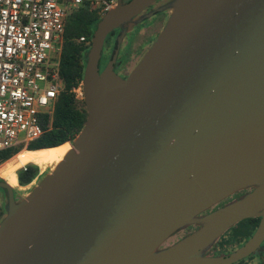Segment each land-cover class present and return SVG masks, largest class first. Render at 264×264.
I'll return each mask as SVG.
<instances>
[{
    "label": "water",
    "instance_id": "1",
    "mask_svg": "<svg viewBox=\"0 0 264 264\" xmlns=\"http://www.w3.org/2000/svg\"><path fill=\"white\" fill-rule=\"evenodd\" d=\"M157 0H118L85 69L87 122L25 199L8 191L0 264H235L264 243V0H178L131 75L101 71L105 40ZM150 16V14H149ZM245 197L201 214L232 196ZM261 217L227 256L204 251ZM201 228L160 247L178 230Z\"/></svg>",
    "mask_w": 264,
    "mask_h": 264
},
{
    "label": "built area",
    "instance_id": "2",
    "mask_svg": "<svg viewBox=\"0 0 264 264\" xmlns=\"http://www.w3.org/2000/svg\"><path fill=\"white\" fill-rule=\"evenodd\" d=\"M118 0H0V152L30 143L53 120L65 90L61 58L70 13L88 6L103 17ZM78 42L90 47L86 37ZM84 101L83 81L71 89Z\"/></svg>",
    "mask_w": 264,
    "mask_h": 264
},
{
    "label": "trees",
    "instance_id": "3",
    "mask_svg": "<svg viewBox=\"0 0 264 264\" xmlns=\"http://www.w3.org/2000/svg\"><path fill=\"white\" fill-rule=\"evenodd\" d=\"M102 16L97 10L88 6L81 7L69 14L66 22L65 41L61 58V76L65 82V90L60 95L52 122L47 115H42L41 124L45 132L41 138L30 143L27 150L57 149L72 143L83 130L88 110L85 102L76 99L71 89L84 79L88 60V50L91 47L78 42L86 37L92 44V38ZM126 62V61H125ZM123 62V63H125ZM104 63V66L106 65ZM61 145V146H60ZM23 149L22 146L0 152V165L7 162ZM21 186L31 184L39 175V166L28 164L17 171ZM0 181H3L0 178ZM6 212H0L2 216ZM260 218L243 220L225 232L214 244L216 252H230L245 244L256 232ZM261 264H264V260Z\"/></svg>",
    "mask_w": 264,
    "mask_h": 264
},
{
    "label": "rangeland",
    "instance_id": "4",
    "mask_svg": "<svg viewBox=\"0 0 264 264\" xmlns=\"http://www.w3.org/2000/svg\"><path fill=\"white\" fill-rule=\"evenodd\" d=\"M177 1L178 0H164L162 2V4L165 5V9H167L166 10L167 14H165L164 16H161L156 21H155V18H151V15L149 16L150 13L149 14L146 13V14H142V15L138 16L136 19H134L133 21H131L130 23L125 25L124 29H125V33H127L129 31H131L134 28V26H136L137 24L141 23L146 18L147 20L142 24V26L143 27L150 26V27L148 29H146V28L141 29L140 34H138L139 28L137 27L135 29V34H138V36H137L136 43H135L133 49L140 50L141 46L147 44L146 47L143 49V51L140 52L139 54L132 55V53H131V51H132V47H131L132 40L130 39V37H128L127 39L122 41V44H121L122 49L119 52L118 61L119 62L127 61V62L124 65V68L120 69L121 70V74H129V76H130L131 73L133 72V70L142 61V59L144 58V56L146 55L148 50L151 48V46H150L151 43L152 42H154V43L156 42V40L158 38V37H156L157 34L159 36L161 34V32L165 29L169 19L172 17V14L174 12V7H175V4H176ZM162 4L161 5H157V8L162 6ZM168 12H169V14H168ZM90 50H91V47L89 48L88 53L90 52ZM115 70H118V67ZM69 144H70V142H69ZM50 158H51L50 160L47 159L48 162H45L46 166L44 168H47V170L43 171L41 169V167H39V175L31 184H29L27 186H21V184L18 182V186L16 188H14V190L17 192V197H16V201L17 202H20L21 200L25 199L36 187H38L40 185V183L48 175H50L52 173V168L50 166L57 159L56 158V159L53 160V158H55V153H52ZM0 178H2V177L0 176ZM239 192H241V191H239ZM0 194L3 197V199L0 200V205L3 206L4 209L5 208L8 209L9 196L6 194L5 189L0 188ZM232 196H230L228 198H232ZM224 201H226V199ZM5 212L7 213V210ZM4 217L3 216L0 217V222L4 219ZM201 225L202 224H200V223H194V224H191V225L183 227L182 229L178 230L175 234H173L160 247V249H164V248H167V247L175 244V242H177L181 238H183L186 235H188L191 231H193L195 229H198V228H201ZM214 244H212L210 247H208L204 251L205 255H208V256L213 255V253L216 250ZM263 260H264V243L262 244V248L258 252L254 253L253 255H251V256H249V257H247V258H245V259H243V260H241V261H239L238 263H235V264H261L263 262Z\"/></svg>",
    "mask_w": 264,
    "mask_h": 264
},
{
    "label": "flooded vegetation",
    "instance_id": "5",
    "mask_svg": "<svg viewBox=\"0 0 264 264\" xmlns=\"http://www.w3.org/2000/svg\"><path fill=\"white\" fill-rule=\"evenodd\" d=\"M130 0H123L124 3H127ZM164 0H157L151 7H149L143 14H149L151 15V18H155V21L160 18L161 16H164L165 14H167V9H165V5L162 4ZM160 7L157 8V5H161ZM169 14V12H168ZM150 18V19H151ZM147 19L145 18L141 23L137 24L136 26H134V28L125 33V25L114 30L112 33H110L108 35V37L105 40V44H104V49H103V53H102V58L100 61V68L101 71L107 66L108 62L112 59L115 51L117 50L118 46L120 45V51L122 49L121 44L122 41H124L125 39H127L128 37H130V39L132 40L131 43V47H132V55L134 54H139L140 52L143 51V49L146 47L147 44L141 46V49H133L134 45L136 43V39L138 34H140L141 29L146 28L148 29L150 26L148 27H143L142 24L146 21ZM139 28L138 30V34H135V29ZM158 37V34L157 36ZM154 42L151 43L150 46L153 45ZM119 51V52H120ZM106 65L104 66V63L106 62ZM127 62V61H126ZM123 62H119L117 59V64L115 66V69L118 67V70H115L117 72V74H119L122 78L127 79L129 77V74H121V70L124 68V65L126 64ZM57 149L53 148V149H40V150H24L20 153H18L16 156H14L12 159L8 160L7 162H5L4 164H2L0 166V176L13 188H16L18 186V175H17V171L20 170L21 168L27 166L28 164H35L39 167H41V169L43 171L47 170V168H44L46 166L45 162H48L47 159H51L50 156L53 153V151H55ZM51 153V154H50ZM255 190V188H249V189H245L242 190L241 192H237V194H233L232 198H228L226 199V201H222L220 203H218L217 205L213 206L212 208H210L209 210H207L206 212H204L203 214L200 215L201 218H203L204 216L209 215L210 213L216 211L217 209H220L222 207H225L226 205L235 202L237 200H240L241 198L245 197L246 195L250 194L251 192H253ZM6 191V194L8 195V191ZM15 197H17V192L15 191ZM3 197L0 194V200H2ZM7 210V208L4 209L3 206L0 205V212H5ZM7 213H5L6 215ZM3 213V217L5 216ZM0 216V217H2ZM260 218L261 217H257ZM261 221V220H260ZM260 224V223H259ZM200 228L195 229L193 231H191L188 235H186L185 237L191 235L192 233L198 231ZM185 237L181 238L180 240H178L176 243H178L179 241H181L182 239H184ZM218 241V240H217ZM174 245V244H173ZM244 245V244H243ZM242 245V246H243ZM172 246V245H171ZM170 247V246H169ZM241 247V246H240ZM239 247V248H240ZM168 248V247H167ZM237 248V249H239ZM166 249V248H164ZM164 249H159V250H164ZM237 249L230 251V252H223V253H218L215 252L213 253V255L211 256H227L230 255L231 253H233L234 251H236ZM204 256H208L205 255L203 253Z\"/></svg>",
    "mask_w": 264,
    "mask_h": 264
},
{
    "label": "bare ground",
    "instance_id": "6",
    "mask_svg": "<svg viewBox=\"0 0 264 264\" xmlns=\"http://www.w3.org/2000/svg\"><path fill=\"white\" fill-rule=\"evenodd\" d=\"M61 146V145H60ZM73 149L72 144H65L59 148H57V150L53 151V153H55V158L56 161L50 166L52 168V173L53 174L55 172V170L57 169V167L59 166V164H61L66 156L69 154V152ZM51 154V153H50Z\"/></svg>",
    "mask_w": 264,
    "mask_h": 264
}]
</instances>
